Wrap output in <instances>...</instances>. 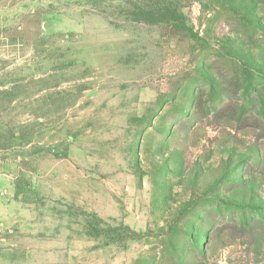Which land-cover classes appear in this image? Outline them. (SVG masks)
<instances>
[{
  "label": "rangeland",
  "instance_id": "rangeland-1",
  "mask_svg": "<svg viewBox=\"0 0 264 264\" xmlns=\"http://www.w3.org/2000/svg\"><path fill=\"white\" fill-rule=\"evenodd\" d=\"M0 264H264V0H0Z\"/></svg>",
  "mask_w": 264,
  "mask_h": 264
},
{
  "label": "trees",
  "instance_id": "trees-1",
  "mask_svg": "<svg viewBox=\"0 0 264 264\" xmlns=\"http://www.w3.org/2000/svg\"><path fill=\"white\" fill-rule=\"evenodd\" d=\"M155 21H157L160 25H167L171 24L174 26L175 30L180 33L188 34L189 30L186 28L184 24H180L178 21V18L175 17V12L174 15L173 13L169 12L168 9L163 10V9H155Z\"/></svg>",
  "mask_w": 264,
  "mask_h": 264
}]
</instances>
